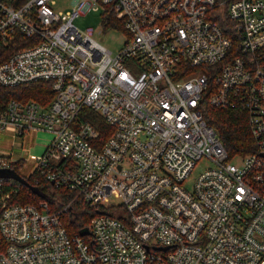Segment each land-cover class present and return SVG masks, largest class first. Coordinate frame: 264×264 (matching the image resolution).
<instances>
[{
    "label": "built area",
    "instance_id": "obj_1",
    "mask_svg": "<svg viewBox=\"0 0 264 264\" xmlns=\"http://www.w3.org/2000/svg\"><path fill=\"white\" fill-rule=\"evenodd\" d=\"M96 2L124 25L116 53L74 24ZM54 3L0 0V84L54 92L10 101L0 131L51 133L34 170L71 198L16 203L0 178V264H264V0ZM205 104L243 111L255 151L230 157ZM203 158L215 166L186 189ZM79 202L95 213L85 236L63 222Z\"/></svg>",
    "mask_w": 264,
    "mask_h": 264
},
{
    "label": "trees",
    "instance_id": "obj_2",
    "mask_svg": "<svg viewBox=\"0 0 264 264\" xmlns=\"http://www.w3.org/2000/svg\"><path fill=\"white\" fill-rule=\"evenodd\" d=\"M103 23L105 29L108 27H116L119 29L124 28L122 21L118 20L112 11L106 13ZM18 39L20 40V37H18ZM23 45L24 44H12L11 46H8L2 53L4 56L3 58L9 56ZM53 96L54 92L52 90V84L48 81H37L14 87L3 86L0 84V113L6 109L7 105L12 100L20 102L33 100L43 105H47L52 100ZM88 115V119L100 126L102 130L108 128L100 115L92 112H89ZM204 118L209 125L217 130L230 157L246 155L255 151L256 145L250 135L247 125V117L243 111L237 109L222 110L210 106L209 104H205ZM22 166V161L14 162L11 169H14L19 173V169ZM23 177L30 185L37 187L39 191L44 194V197L35 194L29 187L17 182L19 185V192L13 198V202L38 203L39 201L46 200L50 203L53 209H58V207L63 206L71 198L70 195L65 194L56 200L59 193L58 190L54 188L51 182L42 179L35 170L29 177ZM36 180H38V183H36ZM52 190L54 191L53 194L50 193ZM94 215V212L83 208V205L79 202L76 205V208L69 209L64 214L63 222L69 233L75 234L79 233L82 228L88 227L90 219Z\"/></svg>",
    "mask_w": 264,
    "mask_h": 264
},
{
    "label": "rangeland",
    "instance_id": "obj_3",
    "mask_svg": "<svg viewBox=\"0 0 264 264\" xmlns=\"http://www.w3.org/2000/svg\"><path fill=\"white\" fill-rule=\"evenodd\" d=\"M54 2L53 9L62 14L71 12L76 6V0H54ZM105 15L106 8L100 2H96L87 5L82 14L74 19V24L81 31L92 28L93 37L107 49L116 53L126 42L127 34L123 29L116 27L105 29L103 23ZM25 136V140L24 137H15L17 139H13L7 131H0V153H13L10 156L11 160H15L17 158L15 153H19L22 158L26 159V164L19 169V173L29 177L35 168V163L31 159L32 155H42L52 141L53 135L45 131H33L25 134ZM214 166V163L208 158L198 161L189 178L185 181L184 187L192 190L196 178L202 172ZM53 192L52 190L50 193L53 194ZM112 202L120 203L121 201L113 199Z\"/></svg>",
    "mask_w": 264,
    "mask_h": 264
},
{
    "label": "water",
    "instance_id": "obj_4",
    "mask_svg": "<svg viewBox=\"0 0 264 264\" xmlns=\"http://www.w3.org/2000/svg\"><path fill=\"white\" fill-rule=\"evenodd\" d=\"M0 178H9V179H14L16 181H18L21 184L26 185L27 187H29L35 194L44 197V194L42 192L39 191V189L37 187H34L32 185H30L27 180L17 171H15L14 169L11 168H0ZM80 234L85 236V235H89L90 231L88 228H83L80 230Z\"/></svg>",
    "mask_w": 264,
    "mask_h": 264
},
{
    "label": "crops",
    "instance_id": "obj_5",
    "mask_svg": "<svg viewBox=\"0 0 264 264\" xmlns=\"http://www.w3.org/2000/svg\"><path fill=\"white\" fill-rule=\"evenodd\" d=\"M6 131L8 132L9 135H11V137L13 139H17V138H15V130L13 128H9ZM23 137H24V140H25L26 136L24 135ZM12 154L13 153H8V154L7 153H0V156H6V157L10 158V156H12ZM15 156H17V158L15 160H11V161H13V162L22 161L23 162V166L26 164V159L22 158L19 153H15ZM36 157L37 156H35V155H32V157H31V159L33 160L34 163H35V158ZM34 163H33V166H34Z\"/></svg>",
    "mask_w": 264,
    "mask_h": 264
}]
</instances>
